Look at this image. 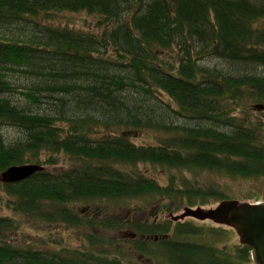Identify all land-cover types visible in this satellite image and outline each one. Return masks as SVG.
<instances>
[{
	"label": "trees",
	"instance_id": "trees-1",
	"mask_svg": "<svg viewBox=\"0 0 264 264\" xmlns=\"http://www.w3.org/2000/svg\"><path fill=\"white\" fill-rule=\"evenodd\" d=\"M53 11L97 15L102 32L42 23ZM250 108H264V0H0V172L74 165L0 183V264H252L248 247L218 246L220 227L177 223L152 244L117 237L125 223L108 207L75 209L228 198L225 179L185 173L263 180L248 197L264 201V122ZM147 131L157 145L129 140ZM141 166L163 169L166 184ZM149 227L132 232L169 233Z\"/></svg>",
	"mask_w": 264,
	"mask_h": 264
},
{
	"label": "rangeland",
	"instance_id": "rangeland-1",
	"mask_svg": "<svg viewBox=\"0 0 264 264\" xmlns=\"http://www.w3.org/2000/svg\"><path fill=\"white\" fill-rule=\"evenodd\" d=\"M41 19H42V23L44 24H49L52 26H63L65 28H71V29H74L75 31H78V32L80 31L82 33L99 34L102 32L101 29H98V25H97L98 20H100V17L94 14H88L86 12L70 13V12L53 11L49 13L48 16L42 15ZM200 63L211 69L216 67V64L215 62H213V60L201 61ZM248 111L251 117L264 122V110L253 111L250 108ZM235 114L241 115L240 108H238ZM120 132L121 131L119 130L117 133L119 134ZM99 133H105V132L99 131ZM96 134L97 133H95V135ZM8 135L10 137L14 136V131L9 130ZM156 136L157 134L147 131V132H142L139 135H129V140L135 145H157L159 142L156 140L157 138ZM59 165L60 166H57V167H55L56 165L55 166L45 165L44 167H46L47 170L49 171H59L60 169H68L74 166L72 164L69 165V161L64 162L63 164H59ZM138 171H140L141 174L144 173V176L146 177H151L154 180L159 181L163 185L166 184V179H163L164 178L163 176H166L165 171L159 167L141 166L139 167ZM1 173L2 172H0V174ZM161 175H162V179L160 178ZM178 175H181V174H178ZM182 175H186L188 178H192L193 176L199 177V179L201 180L212 179L216 183H221L222 180L225 179V181L228 184V189H226V196L228 198L235 199L240 202L248 201L250 203H255L256 202L255 199H250V197L248 196L250 193L256 192L257 190L261 189V185L263 184V180H260L257 178L256 179L252 178L248 181H244V180H241L240 178H234V179L230 177L225 178V176L223 175L217 176V175H209L206 173H200V174L185 173ZM148 200L150 199H147L146 197H138V198L134 197L130 199L128 198V199H125L117 203L111 202L108 200L107 201L103 200L102 202H97L93 204L92 209L90 210L94 211L93 213H96L97 211L100 212V210H102L103 208L108 207L110 208L111 213H116L120 217V219H122L123 223H126V222H131L134 219H142V220L145 219L147 217V214L151 212L153 208L159 206V204H160L159 208L161 209V213L165 212V214L167 213L169 214L171 212L174 215L180 214V212H182V209L184 207H187L186 205H183L177 211L172 212V211H168L166 207L162 208L164 204H170L169 202H166L163 204L161 203L159 199L155 201H148ZM219 202L220 201L216 199H212L211 202H209V204H207L206 206H203L202 208H214L215 206H217ZM257 202H264V201L259 200ZM84 206L86 205H77L75 209L79 210V209H82V207ZM195 207H192V208H195ZM90 210H89V214H92ZM7 215H8L7 211H2V216H7ZM190 219L184 220V222L188 223V222L195 220L193 218H190ZM196 225L214 226V227L223 228V230H228L226 236H223V234H220V235L216 234L217 236L221 237V242L218 243L219 247H222L223 244H228V242H229V246L234 243L238 244V236L236 235L235 231L230 228H227L225 226L215 225L210 221L199 222ZM82 232L84 231L80 230L78 233L81 234ZM37 233L38 232L37 230L35 231L34 225L27 223L26 224V234L27 235L22 238L23 241L25 242V245L31 244L34 247V245L39 244L40 240L37 237L38 236ZM11 237H13V235ZM74 237L79 238V235H74ZM119 238H124V237L120 236ZM148 243L153 244L154 242L148 241Z\"/></svg>",
	"mask_w": 264,
	"mask_h": 264
},
{
	"label": "water",
	"instance_id": "water-1",
	"mask_svg": "<svg viewBox=\"0 0 264 264\" xmlns=\"http://www.w3.org/2000/svg\"><path fill=\"white\" fill-rule=\"evenodd\" d=\"M43 170L44 167L35 164L12 166L0 174V181L21 182ZM168 217L174 222L189 217L230 228L238 236V243L250 249L252 263L264 264V202L250 203L224 199L214 208L184 207L180 215L169 213ZM124 236L134 237L133 235Z\"/></svg>",
	"mask_w": 264,
	"mask_h": 264
},
{
	"label": "flooded vegetation",
	"instance_id": "flooded-vegetation-1",
	"mask_svg": "<svg viewBox=\"0 0 264 264\" xmlns=\"http://www.w3.org/2000/svg\"><path fill=\"white\" fill-rule=\"evenodd\" d=\"M161 203L164 204L166 202L161 201ZM159 206H160V204H159ZM159 206L153 208V210L151 212H149L147 214V217L145 219H143V220L142 219H134L131 222H126L124 228L122 230H118L117 231V234H119V233H122L123 234L124 232L125 233H133L132 232V226H133V223L135 222V223H139L140 226L141 225H145V224H149V225L153 224V225H155V227H153L155 229H151L149 227L147 229V232L162 231L159 227H165L166 229L169 230V233L164 234V235H158V234H152V233H148V234L147 233H142L141 234V232H137V233H133V234H135V237L134 238L137 237L139 239H145L147 241H149L151 239L153 240V239H156V238L161 239L162 237H164L166 239H170L172 237V235H173L172 229L174 228V226L177 225V223H185V224H190L192 226H197L196 224L199 223V222H197V221H195L193 219H192L193 221H191V222H188V223L184 222V220H187V219H190V218H185L183 221H180V222H174V221H172L167 216L168 213L167 214H165V212L161 213V209L159 208ZM163 207H166V206L163 205ZM90 209H92V205L87 206V207H82V209H79L78 210L79 212H77V214H78L79 217H91L94 214H96L97 212H99V211H97L96 213H93L94 211H92ZM89 210L92 212V214H89ZM100 212L104 216H108L110 214L109 212H107L106 210H104V208L102 210H100ZM172 212H173V210H172ZM181 213L182 212H180V214ZM180 214H178V215H180ZM46 227L48 229L49 228V225L47 224ZM157 228H159V229H157ZM107 234H112V232L107 233ZM153 241H155V240H153Z\"/></svg>",
	"mask_w": 264,
	"mask_h": 264
},
{
	"label": "clouds",
	"instance_id": "clouds-1",
	"mask_svg": "<svg viewBox=\"0 0 264 264\" xmlns=\"http://www.w3.org/2000/svg\"><path fill=\"white\" fill-rule=\"evenodd\" d=\"M261 111L264 110V109H260ZM227 199H231V198H227ZM224 200V199H223ZM218 201H221V200H218ZM243 202H248V201H243ZM188 207V206H187ZM239 244V243H238ZM240 245V244H239ZM242 246V245H241Z\"/></svg>",
	"mask_w": 264,
	"mask_h": 264
}]
</instances>
